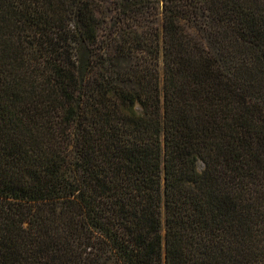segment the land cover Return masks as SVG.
I'll return each mask as SVG.
<instances>
[{
  "label": "trees",
  "instance_id": "obj_1",
  "mask_svg": "<svg viewBox=\"0 0 264 264\" xmlns=\"http://www.w3.org/2000/svg\"><path fill=\"white\" fill-rule=\"evenodd\" d=\"M0 264H264V0H0Z\"/></svg>",
  "mask_w": 264,
  "mask_h": 264
},
{
  "label": "rangeland",
  "instance_id": "obj_2",
  "mask_svg": "<svg viewBox=\"0 0 264 264\" xmlns=\"http://www.w3.org/2000/svg\"><path fill=\"white\" fill-rule=\"evenodd\" d=\"M198 167H199V168H201V167H202V165H201V164H199V165H198Z\"/></svg>",
  "mask_w": 264,
  "mask_h": 264
}]
</instances>
